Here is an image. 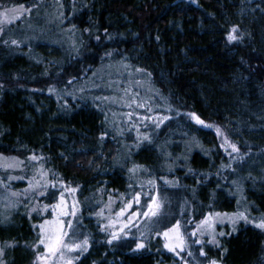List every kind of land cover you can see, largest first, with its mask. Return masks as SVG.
I'll return each instance as SVG.
<instances>
[{"label":"trees","instance_id":"1","mask_svg":"<svg viewBox=\"0 0 264 264\" xmlns=\"http://www.w3.org/2000/svg\"><path fill=\"white\" fill-rule=\"evenodd\" d=\"M24 2L42 12L32 13L38 40L14 34L18 19L0 33V154L22 162L0 167V191L2 182L12 191L29 188L26 161L33 154L45 161L46 175L28 191L37 201L31 209L38 210H10L11 224L0 223V246L13 245L5 246L6 264H33L31 245L39 239L33 225L51 214L44 206L54 199L58 180L80 184L79 222L89 247L74 264H183L161 249L158 236L135 249L133 239L109 243L110 231L99 226L103 218L96 213L109 198L113 208L121 194L126 199L130 161L143 166L135 177L149 168L175 178L172 187L183 194L172 205L175 214L192 210L202 220L210 212L250 213L247 221L219 225L217 233L225 235L216 237L220 246L207 247V256L221 264H264V229L251 222L264 216V0ZM233 26L240 39L228 41ZM109 58L126 64L122 79L143 75L154 86L149 103L147 93L134 89L137 111L149 104L151 113L169 117L144 128L157 130L139 146L121 110L113 111L108 80L95 74ZM89 81L103 86L84 92ZM107 94L105 102L96 98ZM192 112L205 124L187 115ZM224 135L247 156L230 158L231 148L221 146ZM8 176L19 179L7 182Z\"/></svg>","mask_w":264,"mask_h":264},{"label":"rangeland","instance_id":"2","mask_svg":"<svg viewBox=\"0 0 264 264\" xmlns=\"http://www.w3.org/2000/svg\"><path fill=\"white\" fill-rule=\"evenodd\" d=\"M9 1H11L10 5L6 7V5H8V3H9ZM15 1H17V3L21 2L22 4L27 3V2H24V0H15ZM31 1L32 0H30V2ZM20 4H18V5H20ZM18 5H16V6H18ZM14 6L15 5H14L13 0H0V12H2L4 8H12ZM37 6H38L37 4H34V6L32 8H29V9H31L30 12H25L21 17L17 18L19 20V24L16 27L17 29H13L14 34L20 33L19 36L22 35L24 37V39L26 40V42H28V43H31L35 40H38V38H35L34 35H39V32H37L35 30V28L33 26V22H32V13L34 16H38L39 14L42 13L41 10L38 9ZM15 20L8 22L4 26L5 29H7L8 26L11 23H13ZM45 26H47V24H45ZM236 33H237V31H236ZM111 60H114V59L109 58L107 61H105L103 68L97 70L95 74H98V76L99 77L101 76L102 78L105 77V79L108 80V83L106 84V86H108V88L110 90L109 94L111 93L110 94V100H113V103H112L113 111H116L119 113V110H121L122 119L127 121L128 129H131L136 133V136H137L136 145L139 146L140 144H142L144 142V139L142 138L144 136L145 130H146V129L144 130V128L150 127L149 125H153V126L157 127V123H158L159 119L162 117L155 114V113H151L153 109H152L151 105H149V104L146 105L145 107H142L141 111H137V106H136L137 102L132 96L133 91L135 88L138 87L142 92L147 93L146 99L149 103L151 101V96H149V95H152V92L154 91L155 88L152 85V83L150 84L148 82V80L146 78H144L143 75H139V76L128 75V76H126V78H128V79H126V80L122 79L123 77L121 78V76L123 73L126 72V69H127L126 64H123L120 62H117V63L114 62V64H113L111 62ZM128 74H131V72H128ZM118 77H119V79L120 78L121 79L119 80ZM114 79H116V80H114ZM116 82H117V84H115ZM88 83L89 84L84 89V92H89L92 89L99 90V87L103 86V83L101 85H95V84L91 83L90 81ZM114 84H115L116 89L120 87L125 92H129L130 93L129 99L126 98V96L122 97V95L119 92H117L115 89H113ZM74 95L77 97H80L76 93H74ZM107 96H108V94L104 95L102 97L96 96V98L100 99L102 102H105L104 99ZM119 101H122V103L120 104L121 107L118 105ZM124 102H125V106H123ZM193 120L195 121V119H193ZM159 125H160V123H159ZM125 128H127V126H125ZM156 130L157 129L154 128L153 130L147 132L146 133L147 136L152 138L154 136ZM145 140H147V139H145ZM26 162L28 164V169H29L30 174L28 177H26L27 179L24 182L28 183L30 179H32L36 176L37 169H41L42 165L44 166L45 161L42 158H40L39 162H38V160H33V159H29ZM133 165H141V164H136L134 162L131 163V161H130L129 165H127V170H128V173L130 174V181L128 183V192L126 195V199L123 200V203H126L128 199H131L132 195H134L135 192L141 191V187H140L141 185H143V189H142L143 193L155 194L153 186L149 185L147 183L149 180H154L155 181V190H158L160 192L161 199L164 201V206L161 209L163 219L158 224H152L151 222H148L147 226H145V219L144 218L136 219L133 221L134 223H136V227L131 228V225H129V227L131 228V231L129 232V235L127 237H123V238L133 239L135 241L134 248L136 249L135 244H136V242H139L140 232H143L145 245H152V244H154L155 240L157 239V236H158L157 233L163 232L165 228L171 227L173 224L176 223L177 220H179L181 222L182 231H184L186 229L185 237L189 243V247H190V250L192 252V256L188 255L187 250H180V249H178V251H180V256H177L175 252L164 247V243H165L164 238L162 236H158L160 241H161V247H162L161 249H164L167 252L173 253L176 257H178L182 261L183 264H184V260H187L188 264H197V262H199V264H208L207 259L203 258L200 255L199 250L201 247H203L205 253H207V251H206L207 247L209 245H212V244L208 243V241L210 239L209 234L208 233H204L203 235L197 234L196 236L190 235L192 229L195 227V224L198 223L201 219L195 220L197 217V214H196V212H194L192 210L188 211V210L183 209L185 211V213H183V214H175V213L171 212V211H174V209L172 208L173 203L183 198V197H181L183 194L177 188L172 187L174 184L175 178L174 177H167L166 175L169 172L161 171L160 173H157L156 171H152L149 168H147L145 170V172L142 176L135 177V176H133L132 173L129 172V169H131L133 167ZM164 168H166V167H164ZM137 170L139 171L140 168H137ZM7 182H9L8 179H7ZM63 182H64L63 186H61L59 180L56 182L57 191L55 192L54 199L50 202L49 205L56 204L60 199V193L64 192L65 193V201L69 207V210H70V206H71L72 202H74V201L78 202L77 203V208L79 210L78 219L80 220L79 216H80V211H81V207H82L80 195H79L80 184L75 185L72 181H63ZM129 185H132L131 189L129 188ZM70 188H76V191L73 193H69L67 191V189H70ZM20 193H23V192H20ZM34 202L36 203L37 201H35V199L33 201L32 197H29V194H27V195L21 194L20 196H12L8 192L7 188L0 191V218L8 217L7 221L2 223V224H6V223H9L11 221L12 214H11V212H9L10 210L11 211L20 210L19 208H21V209H24L27 212H29L31 210V207L34 206V204H35ZM144 202H145L144 196H142L141 197V204H143ZM45 205H47V204H45ZM114 205L116 208H113V205L111 204L110 208L104 209L106 214L102 217L103 218V224H106L108 218L112 217L114 215L115 211H118L119 208L121 206H123L122 201L116 202ZM136 207H138V206L134 204L133 209H130L129 212L134 210ZM38 208L43 212V208H42L41 203L38 204ZM48 211H50L51 214L48 217H46V219L50 220V219H52V216L55 215V213L52 211V209L50 207L48 208ZM224 213H229V212H221V214H224ZM205 216H207V215L206 214L203 215V217H205ZM64 219H65V221H67V219H73L74 223L77 220V218H73V217H65ZM43 220H41V223L43 222ZM101 221H102V219H101ZM228 221H229L228 218H222V222H221V219H216V224H215L216 232H217V227L219 225L223 224L224 222L226 223ZM186 222H191V223H186ZM79 223L82 225V227L80 228V232H82L83 236H84L87 234V229L84 226L83 222L80 221ZM10 224H11V222H10ZM83 236L79 235L78 237H82L81 239H83ZM195 240H202V241H204V243L203 244L192 243V241H195ZM39 251H41V252L44 251L43 246L39 247ZM80 254H82L80 252V250H76L75 255L78 256ZM207 258H208V256H207ZM209 258H212V257H209ZM34 260H35V258H34Z\"/></svg>","mask_w":264,"mask_h":264},{"label":"snow or ice","instance_id":"3","mask_svg":"<svg viewBox=\"0 0 264 264\" xmlns=\"http://www.w3.org/2000/svg\"><path fill=\"white\" fill-rule=\"evenodd\" d=\"M31 9L26 8L23 4H20L18 6H14L12 8H4L2 12H0V33H3L5 30V25L15 20L19 17H21L25 12H30ZM237 27L233 26L232 30H230L227 33V40L228 41H237L240 39V36L236 35ZM4 43H8V41H3ZM21 43V41L12 39L11 44L18 45ZM137 71H140V69H137ZM52 90V89H50ZM141 107L144 105L141 104ZM179 114V113H177ZM190 118L195 119V121L200 124L204 125L205 121L202 120L195 112L187 113ZM169 119L168 116H163L159 119L157 123V127L159 126V123H163L164 120ZM209 127H212L209 125ZM217 127V132L223 135L222 131L219 129V126ZM103 136V134H102ZM143 139H150V137L147 136L145 133L142 137ZM224 144L221 145L222 147L227 150L228 147L231 148L232 153H236V156H232V153H229L230 158L232 159H243L245 156H247V153L241 154L240 149L235 143H232L229 141L228 137L226 135L223 136ZM31 159L33 160H39L40 157L36 156L35 154L32 155ZM8 161H13L14 163H8ZM18 161L17 157H5L2 154H0V167H3L5 169L11 168V167H19L22 162L15 163ZM143 166L141 165H133L131 169H129V172L133 175L135 174L137 168H141ZM225 167H230V165H226ZM46 173L43 171V168L37 169L36 171V177L29 180V188L25 189L23 193H20L19 191H12L11 188H8V185L6 182H2L3 186L8 188V192L12 196H20L21 194L27 195L28 191L30 189H35L40 186V179L37 177H43ZM12 179H19V177H12L8 176V180ZM49 183H53L49 181ZM149 185L153 186V189L155 191V194L153 193H143V185H141V191H137L132 195L131 199H128L126 203H123L124 200V194H121V201L123 206L119 208L118 211H115L114 215L110 218H108L107 223L103 225H99L102 227L105 231H110L109 236V243H111L113 240H121L123 237H127L129 235V232L131 231V228L136 227V223L133 221L136 219H145V226H147L148 222H151L152 224H158L162 219V212L161 209L164 206V201L161 199L160 192L158 190H155V181L149 180L147 182ZM61 186L64 185V182L60 181ZM53 187L55 185L53 184ZM129 188H132V185H129ZM69 193H73L76 191V188H70L67 189ZM144 196L145 202L141 204V197ZM49 198H54V194L51 195ZM109 204L105 205V208H110L112 200L111 197L109 198ZM76 201L72 202L69 207L65 201V193H60V199L59 201L54 205H45L44 208L47 210L49 207L52 209V211L55 213V215L52 216V219H44L42 223H39L38 225H33V227L39 228V239L38 241L31 245V247L36 250V256L33 264H74L75 260L79 259V256L75 255L76 250H80L81 253L86 252L89 247V238L88 236L84 235L83 239H78L79 235H83L82 232H80V228L82 225L79 223L78 219V208H77ZM137 205L134 210L129 212L130 209H133V205ZM35 207L32 208L29 211V215H31V212L37 211ZM97 216L103 217L105 215V210L101 209L98 213H96ZM215 215L216 219L222 218H228L230 221L235 225V223L243 219L245 221L248 220L250 213L247 211L237 212V213H208L207 216L204 217V219L200 220L198 223L195 224V227L192 229L190 235L196 236L197 234L203 235L204 233H208L210 236V239L208 241L209 244H213L216 246H220L219 240L216 238L218 235L223 236L224 233H217L215 229L216 219H213V216ZM65 217H73L77 218L76 222L74 223L73 219H67L65 221ZM8 217L0 218V223L6 222ZM252 223H254L258 228L264 229V216H261L260 218H253ZM191 223V222H186ZM131 225V228L129 227ZM235 230V229H234ZM185 231H182L181 222L179 220L176 221L175 224H173L169 228H165L163 232L157 233L158 236H162L164 238V247L170 249L171 251L175 252L177 256H180V250H187L188 255L192 256V252L189 247V243L185 237ZM192 243L195 244H203L204 241L202 240H195L192 241ZM5 246L11 247L13 246L11 242H6L4 246H0V264H6V261L3 259V255L5 252ZM43 246L44 251H39V247ZM136 249H142L145 247L144 242V233L140 232V239L139 242H136L135 244ZM200 255L203 258H206L208 261V264H221V261L215 259V258H207V253H205L203 247L200 248ZM183 259V258H182ZM184 264H188L187 260H184ZM199 264V262H197Z\"/></svg>","mask_w":264,"mask_h":264}]
</instances>
